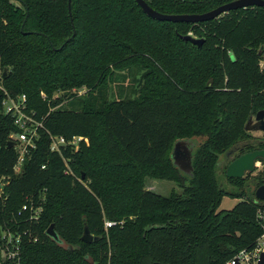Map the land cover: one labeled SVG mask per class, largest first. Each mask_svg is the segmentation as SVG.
Masks as SVG:
<instances>
[{"label": "trees", "instance_id": "1", "mask_svg": "<svg viewBox=\"0 0 264 264\" xmlns=\"http://www.w3.org/2000/svg\"><path fill=\"white\" fill-rule=\"evenodd\" d=\"M232 1L149 5L191 15ZM189 32L202 47L184 41ZM263 62V8L190 24L152 19L136 0H72L71 14L69 0H0V244L4 231L20 238L17 258L4 264H227L253 251L264 205L247 199L219 212L225 196H242L225 190L217 171L221 155L257 149L245 126L264 107ZM123 71L140 75L138 89L110 100ZM82 89L85 96L72 93ZM22 96L44 127L17 174L8 142L20 130L3 103ZM50 135L85 139L63 154L73 175L51 152ZM192 137L207 140L188 180L170 155ZM148 179L182 192L161 196L146 189ZM253 181L263 185L264 174ZM51 225L64 246L46 235ZM86 226L98 242L81 241Z\"/></svg>", "mask_w": 264, "mask_h": 264}, {"label": "water", "instance_id": "2", "mask_svg": "<svg viewBox=\"0 0 264 264\" xmlns=\"http://www.w3.org/2000/svg\"><path fill=\"white\" fill-rule=\"evenodd\" d=\"M71 1L69 0V12L71 14ZM138 5L142 8L144 13L155 20L165 21V22H174V23H190L198 24L203 22H209L216 20L232 11L239 9H248V8H263L264 9V0H234L232 2L221 5L214 10H211L204 14H182V15H169L163 14L154 10L149 2L145 0H136ZM26 21L23 24L25 26ZM76 34V33H75ZM184 41L190 42L191 44L198 46L199 48L203 46L205 40L198 39L191 35L183 37ZM257 125L255 130L264 132V111L260 112L257 116ZM248 130V129H247ZM205 137H192L177 140L173 146L170 159L172 165L177 169L180 175L188 180L194 178V166L193 159L196 152L206 143ZM14 142H8V148H14ZM259 159H264V151H255L241 156L240 158L233 161L227 168V177L229 179H242L245 177L246 173H253L255 171V164ZM256 197L258 200H264V186L260 187L256 192ZM46 235L52 239L57 244L64 246V242L61 240L59 234L55 230V226L51 225L46 231ZM100 238L94 237L89 228L86 226L84 234L81 238V241L85 244H92L98 242ZM69 248V247H68ZM70 249V248H69ZM3 260L4 257H3ZM162 264V263H154ZM239 264V263H237ZM259 264H264V252L261 254Z\"/></svg>", "mask_w": 264, "mask_h": 264}, {"label": "built area", "instance_id": "3", "mask_svg": "<svg viewBox=\"0 0 264 264\" xmlns=\"http://www.w3.org/2000/svg\"><path fill=\"white\" fill-rule=\"evenodd\" d=\"M45 97V95L43 94ZM4 111L6 114H11L15 119V124L20 130L17 133L10 135L9 142L15 143V149L18 153V161L15 166V172L21 173L23 165L25 163L26 156L34 149H36V141L39 138V130L42 129L43 123L39 122L35 115L27 111L26 96L19 97L18 99H13L8 97L4 103ZM85 139L83 137H73L68 140L63 136H53L50 135V150L53 153L59 154L64 161L66 166L65 174L73 175V172L69 166V163L64 158L63 154L69 147L78 150L79 145ZM45 167H43L44 169ZM4 182H0L2 187H4ZM28 210V206L23 207V211ZM40 213V209L35 211V215ZM259 217L264 223V210L260 212ZM112 222L106 223V228H111ZM2 234V244H0L1 257L5 260L0 261V264H4L7 261H14L20 251V238H14L10 231H4ZM264 252V235L259 240L256 248L253 251H241L227 264H259L261 254ZM19 264V263H15Z\"/></svg>", "mask_w": 264, "mask_h": 264}, {"label": "rangeland", "instance_id": "4", "mask_svg": "<svg viewBox=\"0 0 264 264\" xmlns=\"http://www.w3.org/2000/svg\"><path fill=\"white\" fill-rule=\"evenodd\" d=\"M234 1V0H233ZM189 35L193 36L192 32H189ZM264 65V62L262 63ZM117 78L114 84L110 85L108 89V99L114 100L116 98H123L126 96H132V92L138 89L136 80L140 79L139 74H132L129 71H123L116 73ZM137 86V87H136ZM135 88V89H132ZM88 92L87 89H82L80 91L73 90V94H77V97L85 96ZM55 96H62L64 98L63 107L67 108L68 104V97H64L63 93L56 94ZM247 136H249L248 142L258 144L259 141L263 140V133L260 132H248ZM264 142V141H263ZM233 157H226V154H223L219 157L218 162H221L219 165V169L217 171V179L223 186V188L229 192L234 194L241 193L242 198L248 199L251 198L252 192L256 190V186L253 184L254 178L261 176L264 174V164L261 162L258 163V167L255 169L253 173H247L244 179L243 186H238L233 183H230L226 178V168L229 163L233 160ZM146 189L148 191L154 192L161 196L167 197L171 195L173 192L181 193L182 188H180L176 183L169 182V181H161V180H154L148 179L146 183ZM241 200L236 197L225 196L221 202L220 208L218 211H230L232 210ZM1 234H4L1 232ZM1 254V252H0Z\"/></svg>", "mask_w": 264, "mask_h": 264}, {"label": "flooded vegetation", "instance_id": "5", "mask_svg": "<svg viewBox=\"0 0 264 264\" xmlns=\"http://www.w3.org/2000/svg\"><path fill=\"white\" fill-rule=\"evenodd\" d=\"M262 111H264V107H258L257 109H255L254 111H253V113L250 115V117H249V119H248V121H247V123H246V126H245V130H246V132L248 133V132H250V131H252V132H260V133H263L264 134V132H261V131H257V130H255V127H256V125H257V123H258V121H257V116H258V114L260 113V112H262ZM248 129V130H247ZM263 138H264V136H263ZM264 139L263 140H261V141H259L258 142V144L256 143V148L257 149H255V150H252V151H249V152H246V153H244V154H242V155H239V156H237L236 154L237 153H234V154H232V153H228V154H226V157H233L234 159L229 163V165L233 162V161H235L236 159H238V158H240L241 156H243V155H245V154H248V153H251V152H255V151H264ZM260 145H263V146H260ZM236 156V157H235ZM259 162H261L262 164H264V159H259L258 160V162L255 164V169L258 167V163ZM220 163L221 162H219V165H220ZM228 165V166H229ZM228 166H227V168H228ZM227 168H226V178H227V180H235V179H229L228 177H227ZM255 172V171H254ZM247 174V173H246ZM246 176V175H245ZM245 178V177H244ZM243 179V178H242ZM262 186H264V184L263 185H261V186H259V187H256V190L255 191H253L252 193V196H251V198H248L249 200H253L255 203H257V204H262V205H264V200H258V198L256 197V192H257V190L260 188V187H262ZM240 200H247V199H245V198H242V199H240Z\"/></svg>", "mask_w": 264, "mask_h": 264}]
</instances>
